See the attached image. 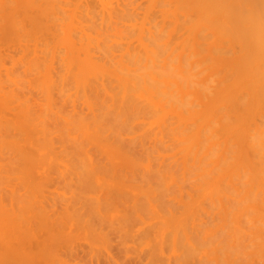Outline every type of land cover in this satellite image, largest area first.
Here are the masks:
<instances>
[{"label":"bare ground","instance_id":"obj_1","mask_svg":"<svg viewBox=\"0 0 264 264\" xmlns=\"http://www.w3.org/2000/svg\"><path fill=\"white\" fill-rule=\"evenodd\" d=\"M119 252L264 264V0H0V264Z\"/></svg>","mask_w":264,"mask_h":264},{"label":"rangeland","instance_id":"obj_2","mask_svg":"<svg viewBox=\"0 0 264 264\" xmlns=\"http://www.w3.org/2000/svg\"><path fill=\"white\" fill-rule=\"evenodd\" d=\"M118 250H119V249H118ZM118 250H116V252H117ZM119 251H120V250H119ZM123 252H124V251H123ZM124 253H125V252H124ZM124 253H123V254H124ZM165 253H168V252L166 251ZM119 254L121 255V252H119L118 255H116V256H118L117 258H119V259H121V258H123V259H124V258H125V259H128V258H129V260L131 259V260H130V263H131V264H134V262H135L134 260H136V259H132V258H130V257H128V258H127V257H124L125 254H124L123 256L121 255L122 257H119V256H120ZM132 256H133V255H132ZM145 256H147V253H145V255H144V254L142 255V257H144V258L147 260V257H145ZM133 257H134V256H133ZM135 257L137 258V260H139V261H138L139 264H140V263L143 264L142 262H144V261L146 262V263H144V264H147V261H146L144 258H143V259H139L137 256H135ZM135 257H134V258H135ZM142 257H141V258H142ZM123 259H121V260H123ZM142 260H144V261H142ZM126 261H128V260H125L123 263L125 264ZM131 261H132V262L134 261V262L132 263ZM119 263H120V260H119ZM135 263H137V261H136ZM120 264H121V263H120ZM126 264H128V263H126ZM172 264H175V263L172 262Z\"/></svg>","mask_w":264,"mask_h":264}]
</instances>
